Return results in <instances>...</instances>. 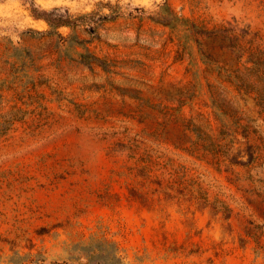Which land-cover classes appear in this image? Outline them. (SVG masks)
I'll list each match as a JSON object with an SVG mask.
<instances>
[{
	"label": "rangeland",
	"instance_id": "rangeland-1",
	"mask_svg": "<svg viewBox=\"0 0 264 264\" xmlns=\"http://www.w3.org/2000/svg\"><path fill=\"white\" fill-rule=\"evenodd\" d=\"M0 264H264V0H0Z\"/></svg>",
	"mask_w": 264,
	"mask_h": 264
}]
</instances>
